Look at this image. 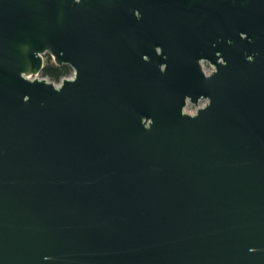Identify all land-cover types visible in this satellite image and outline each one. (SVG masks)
Segmentation results:
<instances>
[{"label":"water","instance_id":"95a60500","mask_svg":"<svg viewBox=\"0 0 264 264\" xmlns=\"http://www.w3.org/2000/svg\"><path fill=\"white\" fill-rule=\"evenodd\" d=\"M0 264H264V0H0Z\"/></svg>","mask_w":264,"mask_h":264},{"label":"trees","instance_id":"16d2710c","mask_svg":"<svg viewBox=\"0 0 264 264\" xmlns=\"http://www.w3.org/2000/svg\"><path fill=\"white\" fill-rule=\"evenodd\" d=\"M73 70L68 65L57 66L53 63L51 57L47 54L44 67L40 72L42 78H47L51 82H60L63 78L69 77Z\"/></svg>","mask_w":264,"mask_h":264},{"label":"rangeland","instance_id":"374dc122","mask_svg":"<svg viewBox=\"0 0 264 264\" xmlns=\"http://www.w3.org/2000/svg\"><path fill=\"white\" fill-rule=\"evenodd\" d=\"M44 57V61L46 60V55L43 56ZM73 74V73H72ZM72 74L68 77V78H71L72 77ZM38 78H42L40 76V74L37 76ZM46 80H48L46 78ZM49 82H51L50 80H48ZM54 85L58 86L60 84V82H52ZM207 104V101L206 100H202V101H199L197 105H194L190 102L187 101V104H186V107L184 108V111L190 115H193L196 113L197 109L198 108H202L204 107L205 105Z\"/></svg>","mask_w":264,"mask_h":264},{"label":"built area","instance_id":"2783aa9c","mask_svg":"<svg viewBox=\"0 0 264 264\" xmlns=\"http://www.w3.org/2000/svg\"><path fill=\"white\" fill-rule=\"evenodd\" d=\"M201 66L206 75H209L214 70V67L211 66L207 61H201Z\"/></svg>","mask_w":264,"mask_h":264},{"label":"flooded vegetation","instance_id":"af4514ba","mask_svg":"<svg viewBox=\"0 0 264 264\" xmlns=\"http://www.w3.org/2000/svg\"><path fill=\"white\" fill-rule=\"evenodd\" d=\"M47 55V54H46Z\"/></svg>","mask_w":264,"mask_h":264}]
</instances>
